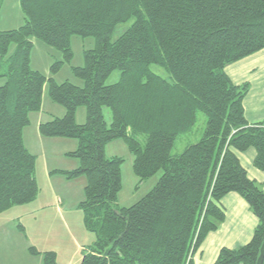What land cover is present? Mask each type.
<instances>
[{"label":"trees","instance_id":"trees-1","mask_svg":"<svg viewBox=\"0 0 264 264\" xmlns=\"http://www.w3.org/2000/svg\"><path fill=\"white\" fill-rule=\"evenodd\" d=\"M20 7L23 24L0 31V56L16 47L0 86V213L29 203L38 192L35 157L22 130L29 114L40 110L47 84L49 98L65 113L40 123L39 133L76 139L68 155L79 166L64 173L86 178L79 205L95 240L78 264H195L194 253L224 220L218 203L230 192L247 202L257 225L249 242L222 247L212 264H256L264 240V191L247 177L234 151L254 148L253 164L264 171V119L247 122L242 100L249 86L234 84L224 69L264 50V0H20ZM131 19L110 41L115 27ZM72 35L95 38L84 64L72 67L82 85L56 83L30 68L33 38L70 61ZM151 64L168 77L152 72ZM114 70L120 78L105 84ZM79 106L86 108L82 124L74 118ZM103 106L111 111L109 126ZM197 112L206 118L201 137L171 155ZM117 138L132 152L140 179L162 170L154 187L129 207L117 204L122 158H106L103 151ZM42 254V264H58L53 251Z\"/></svg>","mask_w":264,"mask_h":264},{"label":"rangeland","instance_id":"rangeland-1","mask_svg":"<svg viewBox=\"0 0 264 264\" xmlns=\"http://www.w3.org/2000/svg\"><path fill=\"white\" fill-rule=\"evenodd\" d=\"M133 19L118 24L111 34L110 41L115 40L132 23ZM24 22L20 0H2L0 7V31L15 29ZM29 53L31 69L40 71L46 78L52 77L56 83L69 81L82 85L72 70L74 66L84 64V53L95 46L93 36L72 35L69 40L72 58L64 60L63 53L39 39H32ZM16 47L11 44L8 53L0 56V86L7 81L9 56ZM62 61L53 72L54 64ZM150 70L164 78L168 74L157 64H151ZM120 78V71L114 70L105 79V84H112ZM65 113L62 105L53 102L48 95L47 84L43 85L41 107L39 111L29 114V124L22 130L24 146L34 157V174L38 192L28 204L12 206L0 213V264H42L43 252L53 251L58 264H77L81 251L90 246L95 234L89 231L83 222L80 202L85 197L86 178L80 175L68 178L64 171L79 166L76 157L68 155L77 148V140L65 137H47L39 133L38 126L53 117ZM106 125L111 122V111L102 107ZM75 122L82 124L86 120V108L79 106L74 112ZM205 115L197 112L195 125L190 132L179 135L171 149V155L179 154L183 149L195 143L205 127ZM141 144L144 136H138ZM106 158L120 157L121 188L117 193V204L129 207L146 193L158 181L162 170L148 178L140 179L133 171V154L123 138L113 139L104 145ZM30 248L39 253L32 254ZM83 253V251H82Z\"/></svg>","mask_w":264,"mask_h":264},{"label":"crops","instance_id":"crops-1","mask_svg":"<svg viewBox=\"0 0 264 264\" xmlns=\"http://www.w3.org/2000/svg\"><path fill=\"white\" fill-rule=\"evenodd\" d=\"M224 71L234 84L247 83L249 86L242 100L244 117L247 122L255 123L263 120L264 50H259L228 64ZM234 153L245 169L247 177L260 184L264 191V171L257 169L253 164L256 154L255 149L250 147L244 151L235 150ZM218 204L224 210V220L216 230L207 234L194 253L193 262L195 264H212L222 247L232 249L246 244L251 239L257 225L256 216L239 194L235 192L227 193L220 199Z\"/></svg>","mask_w":264,"mask_h":264},{"label":"water","instance_id":"water-1","mask_svg":"<svg viewBox=\"0 0 264 264\" xmlns=\"http://www.w3.org/2000/svg\"><path fill=\"white\" fill-rule=\"evenodd\" d=\"M263 258H264V240H263V242L261 244L260 253H259V256L257 258L256 264H262L263 263Z\"/></svg>","mask_w":264,"mask_h":264}]
</instances>
